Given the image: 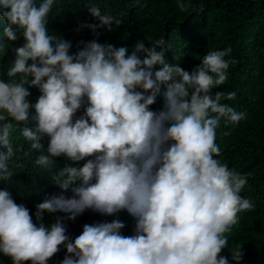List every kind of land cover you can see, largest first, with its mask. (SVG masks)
<instances>
[{
	"label": "clouds",
	"instance_id": "1",
	"mask_svg": "<svg viewBox=\"0 0 264 264\" xmlns=\"http://www.w3.org/2000/svg\"><path fill=\"white\" fill-rule=\"evenodd\" d=\"M52 6L53 0H0L3 35L24 39L8 44L14 58L9 79H0V181L14 173V152L29 145L35 163L51 171V183L72 194L38 203L34 221L7 186L0 188V253L12 264H47L51 256L49 264H229L218 256L228 247L225 233L237 213L254 207L240 195L247 174L217 158L221 120L236 125L247 116L221 102L235 92L212 91L227 79L231 48L207 51L191 72L165 61L163 49L156 51L163 41L146 47L138 40L128 54L127 46L92 39L70 53L72 42L46 28ZM88 11L99 22L80 27L96 36L122 23L95 5ZM156 64L162 67L153 70ZM162 83L164 107L153 110ZM26 85L39 89L35 103L26 99ZM9 118L23 124L15 151ZM57 156L65 164L58 170ZM120 210L123 221L85 224L74 240L66 235L65 220L95 222ZM45 211L67 215L46 225ZM130 225L134 234L122 235ZM62 243L67 254L59 262ZM241 259L240 247L231 250V260Z\"/></svg>",
	"mask_w": 264,
	"mask_h": 264
},
{
	"label": "trees",
	"instance_id": "2",
	"mask_svg": "<svg viewBox=\"0 0 264 264\" xmlns=\"http://www.w3.org/2000/svg\"><path fill=\"white\" fill-rule=\"evenodd\" d=\"M183 2L186 5L184 9L178 6L177 0H53L46 28L49 33L61 35L72 42L70 53L77 51L78 41L92 39L111 43L115 47L127 46L128 54L138 40H143L146 47H151V42L163 41V45H156V51L163 49L167 63L176 64L189 72L200 63V57L207 51L231 48V52L225 57L234 61L230 62L226 70L227 79L212 91L235 92L234 97L222 98L221 102L245 112L247 116L236 125L226 124L221 120L216 130L215 142L220 148L217 158L230 168L247 174L240 195L248 198L254 207L237 213V223L225 233L228 247L221 249L218 256L229 258V264H264V0ZM90 5L99 7L102 13L117 16L122 23L113 24L111 31L98 30L99 35H94L91 29L80 27L85 23L99 22L88 11ZM5 26L6 21L0 17V79L7 81L9 78L6 71L14 58L8 44L20 46L24 39L20 36L16 41L9 42L3 35ZM139 55L143 58L146 54ZM160 67L162 66L156 64L153 70ZM21 75L17 73L15 79L19 81ZM26 87L29 91L26 99L35 103L40 95L39 89L33 85ZM164 90L165 84L162 83L155 102L150 105L151 109H163ZM29 111L34 109L30 108ZM82 113L83 106L77 110L75 117ZM5 122L12 125L10 138L15 151L20 144L23 124L10 118ZM35 154V149L29 145L25 146V152H14L9 161V167L14 173L10 180L0 181V188L7 186L14 201L24 204L34 221L38 203L54 194L63 193L66 198L72 194L71 188L60 189L51 183V171L35 163ZM52 160L56 170L65 166L61 156ZM66 215L61 211H45L42 220L47 225L56 217ZM103 215L104 219L95 222L88 217L65 220L63 223L66 235L74 240L85 224L110 222L117 218L123 221L122 210L116 214ZM134 227L130 225L128 233L123 227L120 232L125 236L133 235ZM238 247L242 252V259L237 262L231 260V250ZM58 249L60 262L67 253L63 243ZM51 257L47 259V264ZM0 264H12L11 258L0 253ZM22 264H31V261L25 260Z\"/></svg>",
	"mask_w": 264,
	"mask_h": 264
}]
</instances>
